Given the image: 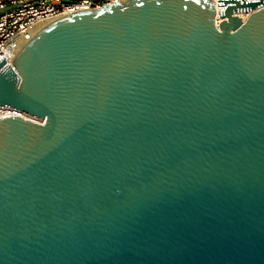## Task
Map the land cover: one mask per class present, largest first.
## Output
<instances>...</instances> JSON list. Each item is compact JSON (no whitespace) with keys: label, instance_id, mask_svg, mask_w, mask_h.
<instances>
[{"label":"water","instance_id":"obj_1","mask_svg":"<svg viewBox=\"0 0 264 264\" xmlns=\"http://www.w3.org/2000/svg\"><path fill=\"white\" fill-rule=\"evenodd\" d=\"M233 3L113 0L0 60V264H264V5Z\"/></svg>","mask_w":264,"mask_h":264},{"label":"built area","instance_id":"obj_2","mask_svg":"<svg viewBox=\"0 0 264 264\" xmlns=\"http://www.w3.org/2000/svg\"><path fill=\"white\" fill-rule=\"evenodd\" d=\"M113 0H80L77 2H66L64 0H0V60L4 57L7 62L21 45L33 36L31 30L43 22H51L58 17L70 15L72 12L96 9L104 3ZM123 1V0H120ZM215 7L214 22L216 26L222 21L218 16V10L224 9L227 5L217 6V0H211ZM242 3V0H239ZM245 1V0H244ZM264 5L259 4L257 8ZM253 9L233 11V15L245 21ZM9 114H21L9 107L0 108V116Z\"/></svg>","mask_w":264,"mask_h":264},{"label":"bare ground","instance_id":"obj_3","mask_svg":"<svg viewBox=\"0 0 264 264\" xmlns=\"http://www.w3.org/2000/svg\"><path fill=\"white\" fill-rule=\"evenodd\" d=\"M49 22H43L40 23L38 25H36L32 30L31 33L34 35L35 33H37V31H39L42 27H44L46 24H48Z\"/></svg>","mask_w":264,"mask_h":264},{"label":"trees","instance_id":"obj_4","mask_svg":"<svg viewBox=\"0 0 264 264\" xmlns=\"http://www.w3.org/2000/svg\"><path fill=\"white\" fill-rule=\"evenodd\" d=\"M66 2H77V1H80V0H64Z\"/></svg>","mask_w":264,"mask_h":264}]
</instances>
